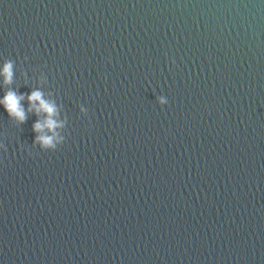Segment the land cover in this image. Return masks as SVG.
<instances>
[{"label":"clouds","instance_id":"clouds-1","mask_svg":"<svg viewBox=\"0 0 264 264\" xmlns=\"http://www.w3.org/2000/svg\"><path fill=\"white\" fill-rule=\"evenodd\" d=\"M0 75L4 78V84L11 85L13 82V61L6 60L3 69L0 70ZM27 99L29 103L28 111L33 112L37 116L36 122L32 128L36 135L33 144L39 146L43 151H55L58 144V133L56 129L63 126V122H58V110L54 102L44 98V93L40 90H34L30 95L17 94L16 91L9 89L2 100L0 105H3L10 119L23 125L27 120L26 111L21 104V101ZM163 104V101H161ZM168 103V101H167ZM43 117V119H41ZM47 133H51L48 135ZM60 140L63 137L59 138ZM6 151V149H5Z\"/></svg>","mask_w":264,"mask_h":264}]
</instances>
